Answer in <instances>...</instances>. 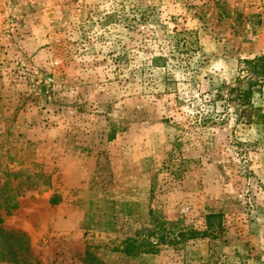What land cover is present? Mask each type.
I'll use <instances>...</instances> for the list:
<instances>
[{
  "label": "rangeland",
  "instance_id": "374dc122",
  "mask_svg": "<svg viewBox=\"0 0 264 264\" xmlns=\"http://www.w3.org/2000/svg\"><path fill=\"white\" fill-rule=\"evenodd\" d=\"M261 53L264 0H0V264H264Z\"/></svg>",
  "mask_w": 264,
  "mask_h": 264
},
{
  "label": "trees",
  "instance_id": "16d2710c",
  "mask_svg": "<svg viewBox=\"0 0 264 264\" xmlns=\"http://www.w3.org/2000/svg\"><path fill=\"white\" fill-rule=\"evenodd\" d=\"M242 67L239 71L245 72L243 76H237L233 83H223L228 96H232V100L238 106H251V98L255 91H260L264 84V53L256 55L252 58L240 61ZM216 217V214L209 213L206 215L207 226L211 227L210 220ZM196 232L191 231V235L195 236ZM126 255H138L141 253L157 252V248L147 241H137V239H128L122 249Z\"/></svg>",
  "mask_w": 264,
  "mask_h": 264
}]
</instances>
